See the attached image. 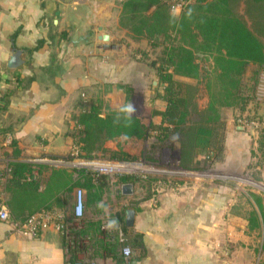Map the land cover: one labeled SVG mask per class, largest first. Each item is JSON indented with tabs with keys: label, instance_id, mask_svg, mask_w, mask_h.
<instances>
[{
	"label": "crops",
	"instance_id": "1",
	"mask_svg": "<svg viewBox=\"0 0 264 264\" xmlns=\"http://www.w3.org/2000/svg\"><path fill=\"white\" fill-rule=\"evenodd\" d=\"M124 1L0 0V191L9 209V218L0 219V264H264V159H255L264 156L249 125L226 121L224 150L205 170L192 168L203 156H194L193 132H184L170 146L190 171L175 181L153 180L156 192L151 183L105 175V184L86 183L67 159L76 148L75 118L93 103L115 109L129 100L126 88L152 101L154 68L139 51L147 42L120 25ZM14 51L20 64L9 67ZM20 161L48 164L55 173L34 171L41 184L34 191L14 188L9 168ZM78 188L84 191L79 218L73 214ZM101 200L125 242L118 230L103 229ZM128 209L134 210L130 226ZM42 211L61 213L62 229L50 223L29 234L14 227Z\"/></svg>",
	"mask_w": 264,
	"mask_h": 264
},
{
	"label": "trees",
	"instance_id": "2",
	"mask_svg": "<svg viewBox=\"0 0 264 264\" xmlns=\"http://www.w3.org/2000/svg\"><path fill=\"white\" fill-rule=\"evenodd\" d=\"M189 7L194 9L192 18H186L182 12L177 27L169 23L171 5L164 0H125L122 3L120 25L146 40L153 51L160 47L159 56L149 64L148 50L139 51L156 72L161 87H155V94L163 101L164 108L152 110V115L160 118L159 123L147 126L133 116L132 127L124 128L113 124L114 108L103 105L102 101L93 103L76 116L70 134L78 157L89 159L98 152L110 151L111 158H132L127 152L104 146L122 132L136 139L153 136L157 148L170 146L173 134L178 133L180 139L184 132H193L194 156H203L192 165L193 169L205 170L220 157L226 131L222 109L241 103L240 111L245 112L253 99V89L244 94L241 76L250 65L264 66V0H190L183 8L186 11ZM179 77L194 78L204 84L210 95L212 116L190 122L188 85ZM125 90L130 100L132 91ZM154 97L152 94L151 98ZM256 133L257 148L264 156V126ZM74 170L86 183L93 179L84 168ZM34 171L40 177L55 173L54 167L48 164L20 161L11 164L9 180L14 188L34 191L41 185ZM117 178L119 182L142 180L132 174H121ZM97 179L105 184L104 175Z\"/></svg>",
	"mask_w": 264,
	"mask_h": 264
},
{
	"label": "rangeland",
	"instance_id": "3",
	"mask_svg": "<svg viewBox=\"0 0 264 264\" xmlns=\"http://www.w3.org/2000/svg\"><path fill=\"white\" fill-rule=\"evenodd\" d=\"M145 48L144 50H146ZM147 50L149 53L147 59L148 61L146 59L145 60L149 64L153 59L159 56L160 47L154 49V51L148 47ZM154 74H155L154 76L155 84H153L152 82L149 83V90H153V94L155 96L152 99V101L151 102L146 101L142 93L135 96H133L132 93V99L129 100V102H131L136 108V112L134 116L140 118L141 121L147 126L153 123L152 118L154 116L152 115V110L154 108L160 107V104H163V101L157 98L155 94L156 93L155 87L158 86L160 89L161 86L158 85V79L155 70H154ZM263 76H264V66H261L259 68L253 65L248 66L246 68V71L241 76L242 88L244 89V94H246L248 91H251L253 89L252 91L253 99L249 101V104L247 105V109L245 110V112L242 113L240 111L241 103H237L233 106L222 109V117H224L226 121L228 119H233L235 125L240 124L237 121V118L239 116L243 117L246 120H252L258 122L257 126L249 125L248 127H245V129L248 132L253 133V136L256 135V131L259 127L264 126V101H262L259 98L258 90H257L259 87L260 80ZM179 78L185 81L188 85L187 88L188 99H189L188 119L191 120L190 122L195 121V119L204 120L208 116H212L213 108H209L211 103L210 95L208 94L204 84L194 78H188V77H179ZM254 139L255 138H253L252 140L254 141ZM154 142H155V138L153 136L144 139L131 138L127 142H120V140L117 137L114 140L106 141L104 146L109 150H115L117 152L121 150L127 152L132 156V158H128L125 160L142 162V167H140V169L138 170V171L140 170L142 171L139 172V174L135 173V175L140 176L142 179L139 180L140 181L139 183H143V184H145L146 182L154 183L153 180L156 179L157 180L169 179L171 181H175V180H179V178L186 177V174L189 173L190 170H187L182 167V160L178 150L174 149L171 146H164L161 148H157V146H154ZM110 155H111L110 151L98 152L96 158L121 159V158H111ZM71 156L68 155L67 159H73V156L72 158H70ZM255 159L258 161L259 159L263 160L264 158L261 155H258V157H256ZM197 173H200L201 175H210L209 171H201ZM143 175L145 177H143ZM156 185L157 184H152V189L154 192H156L154 190L156 188Z\"/></svg>",
	"mask_w": 264,
	"mask_h": 264
},
{
	"label": "built area",
	"instance_id": "4",
	"mask_svg": "<svg viewBox=\"0 0 264 264\" xmlns=\"http://www.w3.org/2000/svg\"><path fill=\"white\" fill-rule=\"evenodd\" d=\"M165 2L169 3L171 7L173 5H183V7L190 2V0H164ZM258 96L259 98L264 101V76L261 78L259 87H258ZM243 117L238 118L239 125H253L257 126L258 122L252 120H246ZM78 149L74 148L71 152L73 156V160L71 161L77 168H84L85 171H89L92 175L93 179H96L99 175H105L110 178L111 181H114L119 175L121 174H132L141 172L142 170L138 171L140 167H142V162L140 161H131L125 159H99L96 157L93 158H81L77 156ZM52 163L57 164L61 163L62 161L59 160H51ZM145 170V168H144ZM143 170V171H144ZM138 171V172H137ZM143 177H145L143 175ZM159 181H157L158 183ZM80 208H84V191L81 188H78L75 193V202L73 208V214L75 217L79 218L80 215H77V212ZM9 218V209L7 203L4 198V194L0 191V219L6 220ZM63 215L59 212H47L42 211L40 213H35L30 215L23 221H14L13 225L15 228L29 233V234H36L39 229L47 227L50 223H54L56 229H62L63 227ZM118 239L120 242H125L124 234L121 229H118L117 233ZM129 250L126 246L123 248V254L125 251ZM130 254V250H129ZM128 254V255H129ZM126 255V256H128ZM73 264H96L95 260L92 259H80L76 260Z\"/></svg>",
	"mask_w": 264,
	"mask_h": 264
},
{
	"label": "clouds",
	"instance_id": "5",
	"mask_svg": "<svg viewBox=\"0 0 264 264\" xmlns=\"http://www.w3.org/2000/svg\"><path fill=\"white\" fill-rule=\"evenodd\" d=\"M183 12L184 16L188 19H191L193 16L194 9L189 7L185 11L183 8V5H173L170 8L169 11V23L170 25H175L179 27L178 21L181 16V13ZM136 112L135 106L127 101L124 103H120L116 106L114 110V116H113V124L120 126L122 125L124 128H131L133 124V116ZM120 142H127L131 139L129 133L122 132L120 136L118 137ZM179 139V134H173L171 137L172 142H176ZM96 207L104 212V215L106 217L105 222L103 224V229L106 231H115L119 229V220L112 216L109 206L103 201H98L96 204ZM77 215L82 216L83 215V209L80 208L77 212ZM125 254H129V250L125 251Z\"/></svg>",
	"mask_w": 264,
	"mask_h": 264
},
{
	"label": "water",
	"instance_id": "6",
	"mask_svg": "<svg viewBox=\"0 0 264 264\" xmlns=\"http://www.w3.org/2000/svg\"><path fill=\"white\" fill-rule=\"evenodd\" d=\"M104 39H107V36H104ZM19 59H20V52L19 51H14V53L12 54V56L10 57L8 66L9 67H15L17 66L19 63ZM122 190L125 193H128L131 191V184L129 183H125L122 185ZM133 220H134V210L133 209H128L126 211V219H125V223L126 225L130 226L133 224Z\"/></svg>",
	"mask_w": 264,
	"mask_h": 264
}]
</instances>
